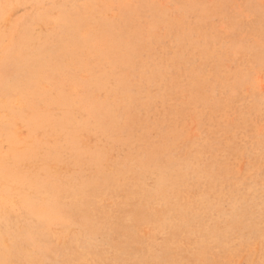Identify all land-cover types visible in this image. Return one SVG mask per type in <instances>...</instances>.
<instances>
[{
  "label": "rangeland",
  "instance_id": "obj_1",
  "mask_svg": "<svg viewBox=\"0 0 264 264\" xmlns=\"http://www.w3.org/2000/svg\"><path fill=\"white\" fill-rule=\"evenodd\" d=\"M0 237V264H264V0H0Z\"/></svg>",
  "mask_w": 264,
  "mask_h": 264
},
{
  "label": "bare ground",
  "instance_id": "obj_2",
  "mask_svg": "<svg viewBox=\"0 0 264 264\" xmlns=\"http://www.w3.org/2000/svg\"><path fill=\"white\" fill-rule=\"evenodd\" d=\"M188 17V16H187ZM62 168V167H61ZM4 180V179H3ZM131 191V190H130ZM1 238V237H0ZM3 240V239H2ZM4 241H6V240H4ZM2 245H3V243H2ZM6 245H7V243H6ZM6 247V246H5ZM7 247H9V246H7ZM7 249V248H6Z\"/></svg>",
  "mask_w": 264,
  "mask_h": 264
}]
</instances>
